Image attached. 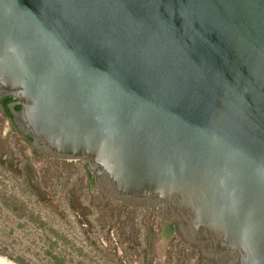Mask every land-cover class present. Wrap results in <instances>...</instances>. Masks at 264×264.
Masks as SVG:
<instances>
[{"label":"water","instance_id":"1","mask_svg":"<svg viewBox=\"0 0 264 264\" xmlns=\"http://www.w3.org/2000/svg\"><path fill=\"white\" fill-rule=\"evenodd\" d=\"M8 96L29 151L209 264H264V0H0Z\"/></svg>","mask_w":264,"mask_h":264},{"label":"rangeland","instance_id":"2","mask_svg":"<svg viewBox=\"0 0 264 264\" xmlns=\"http://www.w3.org/2000/svg\"><path fill=\"white\" fill-rule=\"evenodd\" d=\"M29 147L0 105V257L12 264H204L169 223L90 183L84 162Z\"/></svg>","mask_w":264,"mask_h":264},{"label":"trees","instance_id":"3","mask_svg":"<svg viewBox=\"0 0 264 264\" xmlns=\"http://www.w3.org/2000/svg\"><path fill=\"white\" fill-rule=\"evenodd\" d=\"M12 100V97H4L1 101H0V104H1V109H2V111L4 112V114L11 120V116H10V114H9V112H8V109H7V103L8 102H10ZM15 108L16 109H18L19 108V106L18 105H16L15 106ZM12 124H13V122H12ZM13 126H14V124H13ZM14 129H15V131L21 136V138H23V139H25V140H27V141H30V139L27 137V136H24V135H22L20 132H18L17 130H16V128H15V126H14ZM34 151V150H33ZM86 165V164H85ZM87 167V166H86ZM89 175V182L90 183H92V184H94V180H93V175L89 172L88 173ZM169 225V227H170V229H172V231L174 230L173 229V225H171V224H168ZM197 256H198V259L199 260H201L204 264H208V263H206L205 261H203L201 258H200V256L197 254Z\"/></svg>","mask_w":264,"mask_h":264},{"label":"bare ground","instance_id":"4","mask_svg":"<svg viewBox=\"0 0 264 264\" xmlns=\"http://www.w3.org/2000/svg\"><path fill=\"white\" fill-rule=\"evenodd\" d=\"M0 264H12V263L7 261L6 259L0 257Z\"/></svg>","mask_w":264,"mask_h":264},{"label":"flooded vegetation","instance_id":"5","mask_svg":"<svg viewBox=\"0 0 264 264\" xmlns=\"http://www.w3.org/2000/svg\"><path fill=\"white\" fill-rule=\"evenodd\" d=\"M3 99V98H2ZM2 99H0V101L2 100ZM1 105V104H0Z\"/></svg>","mask_w":264,"mask_h":264}]
</instances>
